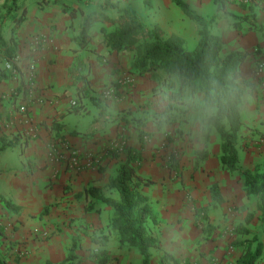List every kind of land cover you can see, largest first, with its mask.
Returning <instances> with one entry per match:
<instances>
[{
  "label": "crops",
  "instance_id": "0c3cea01",
  "mask_svg": "<svg viewBox=\"0 0 264 264\" xmlns=\"http://www.w3.org/2000/svg\"><path fill=\"white\" fill-rule=\"evenodd\" d=\"M12 1L0 0V223L4 227H0L4 232L0 231L3 255L0 258L4 264H62L70 251L77 256L72 261L84 264L82 260L89 262L88 256L102 248L94 237L103 235L108 236L105 248L112 258L111 264H142L139 251L121 246L111 229L112 207L85 192L96 186L104 194L118 198L108 188V182L117 175L125 160L122 151H118V158L110 154L121 143L143 152L144 159L137 173L155 181L140 189L149 197L155 215L147 227L159 241V247L150 250V264H160L165 252L181 260L180 264L186 261L208 264L212 254L218 256L220 264H236L229 258L232 249L228 250L227 239L220 230L212 239L195 231L196 215L190 208L187 192L172 181L166 159L161 157L173 144L159 150V145L166 143L168 125L174 124L173 118L165 120L169 115L167 107L174 103L177 106L173 111L175 126L185 131L187 139L193 137L195 143L198 141L209 151L198 171V175L209 176L205 185L208 192L204 193L211 203L209 208L219 207L212 206L210 188L215 183L220 186L224 202L244 203L256 199L257 207V197L249 198L245 193L244 180L223 172L226 170L219 160V134L207 125L215 108L206 105L203 93L187 95L183 101L194 108L185 115L181 112L185 111L184 106L170 98L179 87L177 83L171 85L157 80L151 73L138 74L132 67L131 51L115 52L104 43L102 30L115 29L121 15L118 9H121L147 19L149 24L159 25L165 36H180L188 47L190 37L184 33L183 37L174 31L175 26L169 25L176 20L175 7L181 8L174 0H148L147 4L145 0H18L8 11L4 6ZM183 1L207 19L210 18L208 11L213 15L222 13L214 0ZM223 2L233 14L242 16L247 12L238 6V0ZM90 14H94V21L83 40L81 31ZM19 17L23 19L16 27L14 18ZM186 17L177 16L183 30L190 26L195 29V24ZM212 28L224 40L223 55L236 49L252 52L257 47L264 52V35L257 36L256 30L242 34L230 17L217 19ZM192 36L198 44L200 35L196 37L195 31ZM259 56L254 52L241 67L243 80L253 85L241 84L244 95L240 137L245 126L258 127V132L248 138L255 140L252 144L264 143L261 137L264 134V78L258 79L255 74ZM8 62H14L16 71L5 69ZM30 62L36 65V79L28 86ZM110 88L116 89L115 100L104 96ZM24 89L28 91L26 98ZM74 100H80L83 106L80 113L72 106ZM23 104L29 107L26 115L18 111ZM85 116L94 122L82 131L76 122L86 120ZM34 129L37 133L32 137L29 134ZM139 129L151 134L149 142L143 145ZM14 140L18 141L16 147L2 149ZM58 141L84 154L99 155L101 163L80 173L52 163L48 147ZM239 159L242 172L253 171L260 165L264 167V146L250 144L244 153L239 149ZM199 189L194 187L193 192L201 193ZM2 199L20 207V211L10 212ZM201 200L200 196L199 205H203ZM260 215H256L257 223ZM182 225L191 231L182 232ZM247 228L253 235L252 228ZM16 255L20 258L15 260ZM258 264H264V253Z\"/></svg>",
  "mask_w": 264,
  "mask_h": 264
},
{
  "label": "trees",
  "instance_id": "16d2710c",
  "mask_svg": "<svg viewBox=\"0 0 264 264\" xmlns=\"http://www.w3.org/2000/svg\"><path fill=\"white\" fill-rule=\"evenodd\" d=\"M17 1L13 0L10 5L5 4L4 7H7L9 11L16 5ZM147 2L148 0H145L146 4ZM174 2L188 18L196 21L200 26V39L193 51L186 49L185 41L180 36L175 34L165 36L157 24H149L141 17L121 9H118L121 15L115 23V29L112 31L102 30L104 43L115 52L131 51L133 53L132 67L140 75L151 73L155 79L170 83L169 79L176 74L179 87L170 96L171 100H178L186 87H190L193 93H203L205 102L215 108L214 114L207 119V125L219 134L221 167L229 172L237 171L239 163L238 141L243 127L241 110L244 90L241 84L250 85L243 80L241 67L254 52L259 53V49L252 52L236 49L226 55L222 54L224 40L212 33L213 24L219 17H232L235 20V28L240 30L238 23L243 21L238 18V15L226 10L223 0H214L218 10L222 13L214 15L210 19L197 14L183 0H174ZM112 7L116 8L115 5ZM94 17V14H90L85 19L81 31L83 40L93 24ZM22 19V17L14 18L16 27L21 24ZM106 19L111 20L108 17ZM243 19L245 20V18ZM250 23L254 25V21L251 19ZM81 44L83 45V42ZM258 60L259 58L257 62ZM27 93V89H24V98H26ZM80 97L83 98L84 96ZM91 99L93 101V98ZM75 102L76 105L73 107L77 113H80L83 106H81L80 100H75ZM171 108L172 106H168L166 112ZM261 137H264V134ZM150 138V133L139 129V140L142 145ZM17 144L18 141L14 140L10 144L2 146V149L14 148ZM202 152L201 157L206 159L209 155L207 148L200 153ZM122 153L125 160L121 162L117 175L110 178L108 182V188L111 192H116L118 198L104 194L96 186L86 189L85 192L112 207L114 213L110 220V227L116 232L119 244L137 249L142 256V264H150V250L151 248H158L159 241L147 227L148 221L155 220V215L149 197L143 194L140 189L143 186L154 184L155 181L145 179L137 173V167L144 159L141 150L125 145ZM110 154L112 157H119L117 150L113 149ZM168 167L171 171H177L178 162L174 161ZM242 176L246 195L249 198L257 197V210L261 214L260 221L264 224V170L260 166H256L253 171H243ZM210 192L213 207H218L224 203L225 200L218 184H213ZM2 201L8 209L10 208V212L20 211V207L4 199ZM209 209V207L195 208L196 223L204 220L209 223ZM252 219V214H248L246 222L249 224ZM0 231L4 233L2 228ZM234 235L236 237L229 243L228 250L232 249L237 254L235 263L258 264L264 253V242L257 235L250 237V230L243 224L235 227ZM94 241L100 242L102 248L88 256L91 264H111L112 258L105 248L108 236H96ZM76 257L74 251H70L66 262L62 264H80V261H72ZM180 262L181 260L167 252L163 253L160 258V264H180ZM188 263L186 261V264ZM0 264H4V260L1 258Z\"/></svg>",
  "mask_w": 264,
  "mask_h": 264
},
{
  "label": "rangeland",
  "instance_id": "374dc122",
  "mask_svg": "<svg viewBox=\"0 0 264 264\" xmlns=\"http://www.w3.org/2000/svg\"><path fill=\"white\" fill-rule=\"evenodd\" d=\"M238 6L242 10L247 11L246 13H243L242 16H238L240 20H243V21H239L238 23L240 24L239 31H241V33L243 34L246 32V30H256L257 36H262V34L264 35V0H249V2H241V0H238ZM175 8L178 10V13L174 12L176 20L174 21V23H170L169 25L175 26L174 31H176L180 35L183 36L184 33L190 37L189 38L190 41L188 42V47H186V49L191 51L192 49H194V47L198 45L197 41L194 42L192 35L196 31V37L199 38L198 33L200 26L196 21L186 17L187 21H189L191 24H195L196 28L194 29L193 27L190 26L188 27V29L183 30L184 29L182 28L183 23H181V19L180 21L177 19V16H185L183 14L184 12H182L178 7ZM206 13L210 16V18L215 15V14L213 15L212 14L213 12L211 11H208ZM243 18H245V20ZM230 19L235 23L234 18L230 17ZM250 19L254 21V25L250 23ZM143 20L149 23L147 19L146 20L143 19ZM212 33L217 35L216 29L212 28ZM257 49H259V55H264V52H261V48L257 47L256 50ZM169 80L171 85L176 83L178 84V77L176 74L173 75ZM248 83H250V85H253L252 82H248ZM184 91H186L187 93L184 94ZM184 91L182 92L180 98L176 101L174 100V102L182 104L184 106L185 111H181V112H184V114L186 115V112H189L194 107L191 104L187 103L186 100L183 101V98H185L187 95H188L187 97H191L196 93H193L190 87H186ZM206 105L208 104L206 103ZM169 106H172V108L169 109L168 111L169 115L165 120H170L173 118L172 120L174 121V124L168 125L170 127V130L166 132V143L160 144L159 150L160 151L165 150L166 148H169V146H171L172 144L173 147H171L170 150H167L166 153H164L163 156L161 157L164 160L166 159L165 162L167 166L174 161L178 162V170L170 171V175H171L170 177L172 178L173 182L178 184L181 190H184L185 193L187 192L186 197H188V200H190L191 210L194 212L195 208H200L202 206L207 205L208 203L210 205L207 206L210 207L211 203L208 201V197L205 199L204 196V193L208 192V187L205 185L208 183L209 176L198 175V171L205 161L204 158L201 157L203 152L202 153L200 152L204 151L205 147L202 148V146L199 145L198 141L197 143H195L193 137L187 139L185 136V131L183 129H180L181 127L175 126L176 119L173 115V111L176 110L177 106L174 103H170ZM85 119L86 120H77L76 122L82 131H86L88 128H90L92 123L94 122V120H90V118L87 116H85ZM257 128L258 127L255 126L244 127V133H242L238 141V149H241L242 153H244V151L249 147L250 144L252 146H256V145L264 146V143L252 144V142L255 141L254 139H251V141L248 140L250 135L252 134L254 135L255 131L258 132L259 129ZM146 142H149V140H147ZM257 142H260V139L257 140ZM220 145H221V140H220ZM160 151H158V154ZM220 156H221V148H220L219 160H220ZM241 165H242V160L239 159L237 172H229V171H223V172L224 174H228L231 178L236 176L243 179ZM260 167L261 169L264 170L263 166L260 165ZM194 187L195 188L200 187V189L202 190L201 193L199 192L197 193L196 191L193 192ZM200 196L202 198L201 201H203V205L198 204ZM236 196H238V194ZM255 200L256 199H253L251 201H244V203L224 202L216 209L211 207L209 210L210 211L209 223H207L205 220L199 221L198 223H196L195 231H201L202 233H204V236L205 235L208 236V237L205 236L204 238L212 239L214 237L215 232L216 234H218V230H220L221 234L225 235L227 239V245H229V243L236 237V235H234L235 227L239 224H243L245 226L251 227L253 230L252 234L257 235L258 238L264 242V225L261 226V221H259V223L255 221L256 215L260 213L257 210ZM248 214H252L253 216V219L249 224L246 222V218ZM229 215L231 216L230 219L227 218ZM222 218H224L223 220L225 221H222ZM183 221L184 220H182L181 223H183ZM0 227H3L1 223H0ZM182 229H183L182 232L185 233L191 231V228L190 230H188L185 225H182ZM150 230H152L151 227ZM253 235H250V237H252ZM1 244L2 242L0 241V255H1V247H2ZM229 255H230L229 258L235 261L237 254L234 253V251H231ZM17 257L20 258L19 255H16L15 260ZM208 258H209L208 264H220V260L218 259V256L216 257L215 255L212 254ZM81 262L82 263L84 262V264H91L90 261L89 263L86 262V260L85 261L82 260Z\"/></svg>",
  "mask_w": 264,
  "mask_h": 264
},
{
  "label": "built area",
  "instance_id": "2783aa9c",
  "mask_svg": "<svg viewBox=\"0 0 264 264\" xmlns=\"http://www.w3.org/2000/svg\"><path fill=\"white\" fill-rule=\"evenodd\" d=\"M241 2H249V0H241ZM5 69L10 71H16L14 62H8L5 65ZM255 74L258 79L264 78V55L260 56V59L258 60L256 64ZM27 78H28V86H31L36 79V65L34 62H30L27 67ZM105 97H107L110 100H115L117 98V92L115 88H110L106 91ZM76 102L75 100L72 101V106H75ZM20 113L27 114L29 111V107L27 104H23L19 106ZM36 130H32L29 135L32 137L36 136ZM60 144V145H58ZM126 145V143H121L115 147L117 151H122L123 147ZM48 155L51 159L52 163L60 164L63 166L66 170H69L71 172L80 173L86 168H91L94 165H99L101 163V158L99 155L94 154H84L79 149L75 147H71L69 145H65L63 141L58 142H52L48 147Z\"/></svg>",
  "mask_w": 264,
  "mask_h": 264
}]
</instances>
